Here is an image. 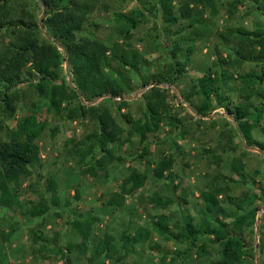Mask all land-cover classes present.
<instances>
[{
    "label": "rangeland",
    "instance_id": "obj_1",
    "mask_svg": "<svg viewBox=\"0 0 264 264\" xmlns=\"http://www.w3.org/2000/svg\"><path fill=\"white\" fill-rule=\"evenodd\" d=\"M37 1L0 0V18L26 19L30 13L39 22L43 13ZM182 1H174L176 14H179ZM81 2L87 15L84 30L78 38H93L108 46L113 42L125 45L122 36L117 33L120 23L116 21V13H129L138 6L148 12L147 20L133 29L127 40L131 48L148 62L146 67H140L141 74L122 71L131 82L130 90H125L123 94L132 98L124 99L127 103L121 109H118L119 99L110 100L108 97L87 103L106 107L125 130L121 136L125 144L113 147L122 160L113 162L96 177L85 174L69 150L94 132L96 123L89 118L69 120L63 115L44 112L46 126L38 139L41 159L34 172L22 182L18 193L23 202L36 200L40 193H44L47 199L53 196L57 206L50 205L48 212L39 218H29L13 208L0 205V264H66L65 252L61 255L57 250L67 243H81L70 225L75 218L92 219L94 222L87 240L88 250L80 252L74 248L70 258L65 259L68 264H89L93 244L105 233L119 250L123 233L130 237L136 229H150L152 218L160 214L168 218L170 227L186 224L190 220L195 227H200L204 217V205L200 199L202 191L220 189L218 198L221 207L227 214H233L237 200L227 197L259 196V188L264 185V155L246 145L228 124L231 117L228 112L221 108L207 117H199L189 108L190 102L197 104L198 100L191 97L190 102L185 101L196 80L210 70L215 75L221 71L227 75L221 86V93L228 97L224 106L232 109L241 101L248 102L240 98L241 76L259 72L260 65L235 62L238 40L229 35L228 30H264L261 13L247 0H216L215 12L197 7L189 19L167 27L159 13L154 11L157 0H141L140 3L134 0ZM230 3H235L236 7L231 8ZM193 16L201 20L190 27L189 20ZM5 32V28L0 29V47L8 44L9 40L17 41L16 35L9 36ZM175 50L178 59L185 65V71L171 87L166 88L168 90L164 91V95L170 120L176 127L164 123L157 133L149 134L150 153L143 160H138L140 145L134 135L127 133L129 125L123 120V115L129 114L134 119L142 116L145 110L143 95L152 87L150 75L167 70L171 62L170 53ZM222 59L227 60V64ZM14 92L17 95L13 100L15 112L12 117H4L5 108L0 102V124L4 126L0 130L2 140L7 138L8 131L14 129L16 120L38 101L34 90L26 82L19 84ZM249 101L262 110L264 116V96L251 97ZM82 103L86 105L84 101ZM44 106L41 105L42 110ZM253 137L258 141L264 139L257 133ZM169 154L174 156L172 168L165 172L163 179L155 178L152 164ZM131 168L145 176L143 186L134 194L125 196L121 208L108 205V200L119 192V186ZM48 179L55 181V193L47 191ZM254 205L258 206L254 224L246 219L241 227L246 244L251 248L258 243L256 232L260 223L264 231L263 202L258 200ZM245 208L249 210L251 206ZM231 220L232 217L225 218V222L230 223ZM33 234L39 239L33 240ZM196 244L207 245V253L202 258L196 257V249L187 250L183 244L152 233L146 242L119 250L125 255L118 264H158L162 257H166V262L173 260V264H211L219 260L220 248L206 235H199ZM104 262L112 264L111 260ZM255 264H264V260L261 263L255 260Z\"/></svg>",
    "mask_w": 264,
    "mask_h": 264
},
{
    "label": "trees",
    "instance_id": "obj_2",
    "mask_svg": "<svg viewBox=\"0 0 264 264\" xmlns=\"http://www.w3.org/2000/svg\"><path fill=\"white\" fill-rule=\"evenodd\" d=\"M134 1L140 3L141 0ZM174 1L157 0V8L154 9L167 27L177 24L180 20L189 19L197 7L212 9V12H215L216 0H183L179 14H176ZM247 1L261 13L264 20V0ZM37 2L43 13L41 26L30 13L26 19L0 18V29H6L4 34L17 36V41L9 40L8 44L0 47V102L5 108L4 117L8 119L13 116V100L17 95L14 91L22 82H26L38 97L37 103H32L31 109L16 120L14 129L7 132V138L0 139V205L3 208H13L29 218H39L48 212L50 205L57 206L53 196L47 199L44 193H40L36 200L27 199L23 202L18 193L22 182L34 172V167L39 165L41 159L38 139L46 126L44 112L55 116L63 115L69 120L89 118L96 123V130L69 150L70 155L76 157L77 163L82 166V171L96 177L99 172H105L113 162L122 160V156L117 154L113 147L125 144L121 141L125 130L106 107L100 108L87 103L92 104L97 99L108 97L110 100L119 99L118 109H121L127 103L123 92L131 88V82L123 76L122 71L141 74L140 67L148 65L146 59L139 56L127 43L131 31L147 20L148 12L145 8L138 6L129 13H116V21L120 23L117 33L122 36V42L125 41L126 46L118 42L108 46L93 38H78V34L84 30L87 15L81 0ZM229 6L235 8L236 4L230 3ZM200 20L193 16L189 20V26L200 23ZM228 34L238 40L235 62L260 65L259 72H248L241 76L243 84L240 86V98L247 99L248 102L241 101L232 109L224 106L228 97L221 93V86L227 75L224 71L215 75L210 70L196 80L185 101L190 102L191 97L198 100L199 103L190 102L189 106L199 117H207L211 112L224 108L231 116L228 124L246 145L264 155V139L258 141L253 137L254 133L264 137L263 112L249 101L251 97L264 96V30L248 31L239 28L235 31L228 30ZM170 60L167 70L150 75L152 87L143 95L145 110L142 116L134 119L129 114L123 115V120L129 125L127 133L134 135L140 145L138 160H143L150 153L149 134L157 133L164 123L176 127L170 120L164 91L184 73L185 65L178 59L176 50L170 53ZM222 61L225 64L228 62L224 59ZM147 83L148 81L144 84ZM42 104L45 105L43 110ZM3 127L0 124V130ZM173 164L172 154L161 157L152 164L154 177L163 179L165 172L169 171ZM240 176L243 177V174ZM144 182L145 176L137 169L131 168L129 175L121 182L119 192L108 200V205L121 208L125 196L134 194ZM46 187L47 191L56 192L53 179L46 180ZM220 193L221 190L215 188L200 193L204 205V217L200 227H195L191 220L186 224L170 227L168 218L160 214L152 218L150 229H136L130 237L123 233L119 250L124 251L126 246L146 242L150 235L155 233L185 245L187 250L196 249V257L202 258L207 253V245H197L196 242L199 235H206L220 248L219 260L211 264H255V260L261 263L264 260L262 224L258 225V243L253 248L247 246L241 227L245 225L246 219L250 224H254L258 211V206L254 205L255 201H262L264 206V185L259 188V196L245 194L241 197H227L237 200L233 214H227L221 207L218 198ZM249 206L251 208L246 210L245 207ZM238 211L244 212L238 214ZM227 217H232L230 223L225 222ZM93 223L92 219L79 218L71 222L75 236L82 241L80 244L67 243L57 250L61 255L65 252L63 257L66 264L68 263L65 258H70L74 248L80 252L85 249L87 252V240L91 235ZM33 235V240L39 239L36 234ZM93 245L88 257L89 264L96 261L98 264H106L105 260L118 264L124 258L125 252H119L107 233ZM158 264H173V260L166 262V257H162Z\"/></svg>",
    "mask_w": 264,
    "mask_h": 264
},
{
    "label": "water",
    "instance_id": "obj_3",
    "mask_svg": "<svg viewBox=\"0 0 264 264\" xmlns=\"http://www.w3.org/2000/svg\"><path fill=\"white\" fill-rule=\"evenodd\" d=\"M41 19H42V16H41V18H40V21H39V24H40V26H41ZM58 47L59 48H62L60 45H58ZM68 63H67V61H66V65H67ZM162 86H164V85H162ZM174 93L177 95V92L174 90ZM126 100H130L131 98H132V96H125L124 97ZM189 108H190V110H192V108L189 106ZM250 148H252V147H250ZM252 149H254V148H252ZM254 150H256V149H254ZM256 221L258 222L259 221V217H257V219H256Z\"/></svg>",
    "mask_w": 264,
    "mask_h": 264
}]
</instances>
